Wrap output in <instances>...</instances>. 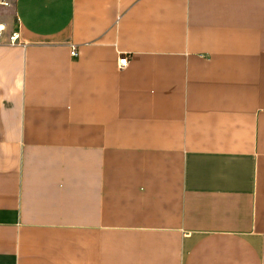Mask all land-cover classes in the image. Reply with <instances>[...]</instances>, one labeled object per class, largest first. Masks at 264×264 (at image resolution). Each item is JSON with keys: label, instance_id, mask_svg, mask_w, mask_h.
<instances>
[{"label": "crops", "instance_id": "0c3cea01", "mask_svg": "<svg viewBox=\"0 0 264 264\" xmlns=\"http://www.w3.org/2000/svg\"><path fill=\"white\" fill-rule=\"evenodd\" d=\"M14 14L0 264H264V0H14L12 30Z\"/></svg>", "mask_w": 264, "mask_h": 264}, {"label": "built area", "instance_id": "2783aa9c", "mask_svg": "<svg viewBox=\"0 0 264 264\" xmlns=\"http://www.w3.org/2000/svg\"><path fill=\"white\" fill-rule=\"evenodd\" d=\"M14 4V0H0V9L10 8ZM15 24L17 25V29L12 30L9 29L8 24L0 20V42H5L8 44H15V43H21V33L19 30L20 26V18L17 14H14ZM72 55L77 54V49L75 47L71 50ZM128 63V56L123 54L118 59V64L120 67H123L127 65Z\"/></svg>", "mask_w": 264, "mask_h": 264}]
</instances>
